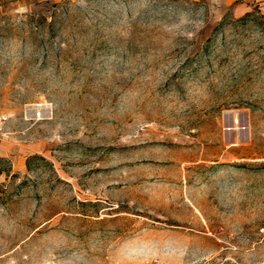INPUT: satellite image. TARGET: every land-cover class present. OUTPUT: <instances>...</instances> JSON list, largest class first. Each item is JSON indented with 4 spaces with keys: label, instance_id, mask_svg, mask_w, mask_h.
<instances>
[{
    "label": "rangeland",
    "instance_id": "rangeland-1",
    "mask_svg": "<svg viewBox=\"0 0 264 264\" xmlns=\"http://www.w3.org/2000/svg\"><path fill=\"white\" fill-rule=\"evenodd\" d=\"M0 148V264H264V0H0Z\"/></svg>",
    "mask_w": 264,
    "mask_h": 264
},
{
    "label": "trees",
    "instance_id": "trees-1",
    "mask_svg": "<svg viewBox=\"0 0 264 264\" xmlns=\"http://www.w3.org/2000/svg\"><path fill=\"white\" fill-rule=\"evenodd\" d=\"M251 16H252V13H248L247 15H245L243 18H240L239 20L244 21V20L249 19ZM42 17H43V16H42ZM44 19H45V18H44Z\"/></svg>",
    "mask_w": 264,
    "mask_h": 264
},
{
    "label": "crops",
    "instance_id": "crops-1",
    "mask_svg": "<svg viewBox=\"0 0 264 264\" xmlns=\"http://www.w3.org/2000/svg\"><path fill=\"white\" fill-rule=\"evenodd\" d=\"M0 152H1V148H0ZM19 157H20V155H19Z\"/></svg>",
    "mask_w": 264,
    "mask_h": 264
}]
</instances>
